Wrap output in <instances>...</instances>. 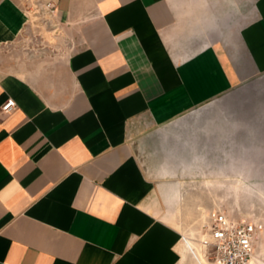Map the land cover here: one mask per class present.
Returning a JSON list of instances; mask_svg holds the SVG:
<instances>
[{
    "label": "crops",
    "instance_id": "crops-1",
    "mask_svg": "<svg viewBox=\"0 0 264 264\" xmlns=\"http://www.w3.org/2000/svg\"><path fill=\"white\" fill-rule=\"evenodd\" d=\"M39 1L72 49L0 66V106L16 102L0 113V264H200L199 242L170 223L182 181L151 178L131 137L177 122L162 140L177 175L243 156V129L264 127V0ZM27 19L0 0V46ZM237 85L249 121L185 123ZM259 243L264 264V233Z\"/></svg>",
    "mask_w": 264,
    "mask_h": 264
},
{
    "label": "rangeland",
    "instance_id": "rangeland-1",
    "mask_svg": "<svg viewBox=\"0 0 264 264\" xmlns=\"http://www.w3.org/2000/svg\"><path fill=\"white\" fill-rule=\"evenodd\" d=\"M17 1L21 2L26 9L28 19L14 40L5 46H0V66L14 67L16 57L22 51H29L34 56L42 57L67 55L72 48L66 45V33L57 24L55 18L42 12L37 6V0ZM239 88L240 85H237L227 93L192 109L183 116V120L185 123L191 122L193 117L197 116L203 122L226 116V119L232 123L249 121L254 114L248 111L250 106L247 101L241 102V99L246 97L237 93ZM214 101L217 103L216 108L211 105ZM198 109L200 112L194 115ZM241 109L247 110V113H242ZM258 120L264 124L260 117L256 121ZM176 124L177 122L174 121L150 130V133L153 132L149 135L150 142L145 139V128H139L131 137V145L141 167L150 174L151 178L167 182L182 181V201L179 210L170 218V223L179 229L182 241L186 240L190 246L192 242L188 238L199 242L198 238L204 232L203 225L207 212L214 207L219 206L234 217L239 215L264 217L262 196L264 193V127L257 128V132L253 135L247 133V137L243 129V138H247V141L243 143L245 152L241 158H216L213 160L214 168L212 163V167L209 168L211 171L207 173L177 175L171 173L175 171L180 161L175 152V143L162 142L166 135L169 136L176 131ZM164 144L168 146L167 150ZM202 170L207 168L201 167L200 171ZM207 181H210L209 185ZM197 251L201 263L206 264L200 245H197Z\"/></svg>",
    "mask_w": 264,
    "mask_h": 264
},
{
    "label": "built area",
    "instance_id": "built-area-1",
    "mask_svg": "<svg viewBox=\"0 0 264 264\" xmlns=\"http://www.w3.org/2000/svg\"><path fill=\"white\" fill-rule=\"evenodd\" d=\"M40 2L37 0V6L42 12L55 18L54 5ZM15 107V100L8 97L1 104L0 113L9 114ZM203 230L198 241L210 264H250L255 257L262 260L259 241L264 233V217H234L218 206L208 210Z\"/></svg>",
    "mask_w": 264,
    "mask_h": 264
},
{
    "label": "bare ground",
    "instance_id": "bare-ground-1",
    "mask_svg": "<svg viewBox=\"0 0 264 264\" xmlns=\"http://www.w3.org/2000/svg\"><path fill=\"white\" fill-rule=\"evenodd\" d=\"M192 253H193L194 256H196L193 251H192ZM203 256H204V254H203ZM197 259H198V257H197ZM205 260H206V258H205ZM198 261H199V259H198ZM256 262H257V258L255 257V259L251 260L250 264H257ZM200 264H201V262H200ZM206 264H210V263L206 260Z\"/></svg>",
    "mask_w": 264,
    "mask_h": 264
}]
</instances>
